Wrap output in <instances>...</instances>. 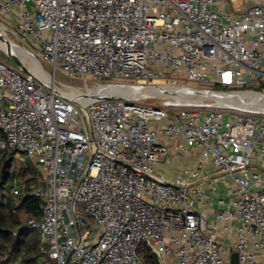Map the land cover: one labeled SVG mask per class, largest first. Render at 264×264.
<instances>
[{
  "label": "built area",
  "instance_id": "obj_1",
  "mask_svg": "<svg viewBox=\"0 0 264 264\" xmlns=\"http://www.w3.org/2000/svg\"><path fill=\"white\" fill-rule=\"evenodd\" d=\"M239 1L0 0V32L53 78L0 60V151L40 174L31 264H264V108L213 97L264 96V0ZM58 71L152 92H82ZM172 141L196 158L167 175Z\"/></svg>",
  "mask_w": 264,
  "mask_h": 264
},
{
  "label": "trees",
  "instance_id": "obj_2",
  "mask_svg": "<svg viewBox=\"0 0 264 264\" xmlns=\"http://www.w3.org/2000/svg\"><path fill=\"white\" fill-rule=\"evenodd\" d=\"M16 162V153L0 151V264H14L23 252L22 264L34 263L39 256L38 232L24 225L28 219L39 217L38 201L30 196L36 187L38 172L29 165L20 167ZM19 176L25 178L24 192L15 200L11 191ZM15 229L18 232L14 236Z\"/></svg>",
  "mask_w": 264,
  "mask_h": 264
},
{
  "label": "rangeland",
  "instance_id": "obj_3",
  "mask_svg": "<svg viewBox=\"0 0 264 264\" xmlns=\"http://www.w3.org/2000/svg\"><path fill=\"white\" fill-rule=\"evenodd\" d=\"M241 5L242 4H241V0H240L239 3L234 5V7H240ZM0 34L4 35L7 38V36L5 34H3L1 32H0ZM9 39H10L9 41L11 42V44L16 49H18V51L20 52L21 56H18L16 53L14 54V52H12L11 49H4L3 47L0 46V60L4 61L5 63H7V64H9L11 66H17V63L14 61L13 57L11 56V54H12V55H15L17 58H20L21 60H25V61H27V63H30L31 60H29V58L32 57V55L29 53V51H30L29 45L16 40L13 36H10ZM15 44H18L21 47H18ZM24 48H27V50L24 49ZM25 56H28V57H25ZM35 62H36L34 64L35 67L32 66L33 65L32 63H31L32 64L31 67L33 68V70L37 69V71H38V67L36 66V64H38V66H40V67H41V65L39 64V62H37V61H35ZM41 64H42L43 68L47 72L52 71V66L50 64H48V63H46L44 61H41ZM56 80L59 83H63L65 85L73 86V87H75L76 89H78V90H80L82 92H87V91L88 92H90V91L94 92L95 90H100L101 91V90H105V89H109V88L122 87V86H104V85L130 84V83H132L131 81H118V80L111 81V80H108V79L95 78V77H92V76H89V77H86V78H75V77L67 76V75L63 74L61 71H58V73L56 75ZM100 86H103V87L97 89ZM259 97H263V96H259ZM163 102L164 101L162 99H153V98H144V99H141L139 101V103H141V104L152 105V106H162ZM84 121H85V124L87 126V129L89 131H91L90 124H89L88 119H87L86 116L84 117ZM173 141H175V140H173ZM173 141L170 144L174 145L175 142H173ZM195 158H196L195 156H189L188 157V160L190 161L189 164L192 163L191 165H188V166H192L193 165V161L195 160ZM16 161L18 162V163L17 162L16 163L20 167H25V165H29V166H31V167H33V168H35L37 170V167L35 166V164L32 161L26 160L20 154H16ZM173 164H175L174 161H173V163H171L169 161V162H166L165 164L164 163H160L159 166L161 167V171H163L166 174H169L170 172H172V169H171L172 166L171 165H173ZM180 167L183 168L185 166H180ZM37 172H38V181L36 183V186L39 184V181H40L39 171L37 170ZM24 180H25L24 177L19 176L18 179H17L16 186L24 188V186H23ZM11 194H13L12 191H11ZM148 258L149 257L146 254H143V259H145V261L147 262L146 264H154V263H152V261L148 262L147 261Z\"/></svg>",
  "mask_w": 264,
  "mask_h": 264
},
{
  "label": "bare ground",
  "instance_id": "obj_4",
  "mask_svg": "<svg viewBox=\"0 0 264 264\" xmlns=\"http://www.w3.org/2000/svg\"><path fill=\"white\" fill-rule=\"evenodd\" d=\"M0 46L3 47L4 49H11V51L14 52V54L16 53L18 56H21L18 49H16L11 44V42L8 41L7 38L2 34H0ZM25 57H28V56H25ZM29 60H31V63L35 67L34 64L36 63L35 61L37 60L32 57H30ZM36 66L38 67V71L37 69H34L33 71L35 72V74H37L39 77L43 78L46 81H53V78L42 70V67L38 66V64H36ZM101 87L103 86H100L97 89ZM149 92H152V90L146 89V88H136V87H131V86L109 88V89H105L101 91L95 90L94 92L90 91L91 94L110 93V94H117V95H125L128 97H134L136 95L146 94ZM259 96H262V95L255 94V93H242L236 96H227L223 94L213 93V97L218 99L219 102L225 103L232 107L264 108V98H263L264 96L263 97H259Z\"/></svg>",
  "mask_w": 264,
  "mask_h": 264
},
{
  "label": "crops",
  "instance_id": "obj_5",
  "mask_svg": "<svg viewBox=\"0 0 264 264\" xmlns=\"http://www.w3.org/2000/svg\"><path fill=\"white\" fill-rule=\"evenodd\" d=\"M171 143V142H170ZM171 146V154H172V158H171V160H169L171 163H173V161H174V163L175 164H173V165H171L172 166V171H173V167H175V166H178V167H180V166H188V165H191V164H189V163H183L182 161H180V160H178L175 156H174V153H175V149H174V146H173V144H171L170 145ZM168 161V162H169ZM160 163H166V160L165 159H161V161L157 164V168L161 171V167L159 166V164ZM194 163V162H193ZM182 164V165H181ZM172 172H170L169 174H167V175H170Z\"/></svg>",
  "mask_w": 264,
  "mask_h": 264
},
{
  "label": "water",
  "instance_id": "obj_6",
  "mask_svg": "<svg viewBox=\"0 0 264 264\" xmlns=\"http://www.w3.org/2000/svg\"><path fill=\"white\" fill-rule=\"evenodd\" d=\"M12 57H13L14 61L17 63V65H19V61L17 60V58L14 56H12Z\"/></svg>",
  "mask_w": 264,
  "mask_h": 264
}]
</instances>
